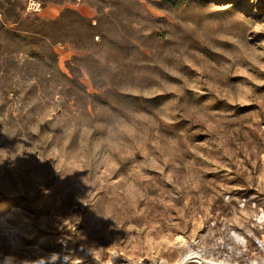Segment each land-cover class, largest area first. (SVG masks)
<instances>
[{
	"label": "rangeland",
	"instance_id": "obj_1",
	"mask_svg": "<svg viewBox=\"0 0 264 264\" xmlns=\"http://www.w3.org/2000/svg\"><path fill=\"white\" fill-rule=\"evenodd\" d=\"M264 0H0V264H264Z\"/></svg>",
	"mask_w": 264,
	"mask_h": 264
},
{
	"label": "built area",
	"instance_id": "obj_2",
	"mask_svg": "<svg viewBox=\"0 0 264 264\" xmlns=\"http://www.w3.org/2000/svg\"><path fill=\"white\" fill-rule=\"evenodd\" d=\"M257 248L264 250V240L263 239H258L256 241Z\"/></svg>",
	"mask_w": 264,
	"mask_h": 264
},
{
	"label": "bare ground",
	"instance_id": "obj_3",
	"mask_svg": "<svg viewBox=\"0 0 264 264\" xmlns=\"http://www.w3.org/2000/svg\"><path fill=\"white\" fill-rule=\"evenodd\" d=\"M254 264V263H253Z\"/></svg>",
	"mask_w": 264,
	"mask_h": 264
}]
</instances>
